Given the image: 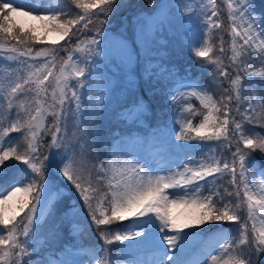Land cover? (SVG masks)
I'll return each instance as SVG.
<instances>
[{"label": "snow or ice", "instance_id": "1", "mask_svg": "<svg viewBox=\"0 0 264 264\" xmlns=\"http://www.w3.org/2000/svg\"><path fill=\"white\" fill-rule=\"evenodd\" d=\"M121 3L65 0L59 6L53 0L39 4L0 0V65L7 64V72L0 71L7 81L0 82L4 109L0 178L9 179L0 183V264H66L42 250L59 239L64 222L69 223L70 235L84 233L86 225L75 221L78 215L87 217L103 242L81 249L89 264L122 260L128 264H260L264 260V167L254 154L264 161V134L255 130L264 128V0H148L157 20L147 31L140 27L135 48L124 42L118 50L129 65L139 64L140 44L148 57L142 72L145 87L141 90L138 81H128L148 99L135 95L122 108V119L132 113L146 115L158 91L175 106L177 83L188 90L179 94L184 106L176 113L179 131L173 129V141L198 143H173V147L197 150L200 158L185 154L174 171L172 165L160 168L147 159L143 163L136 156L128 159L132 154H120L96 126L103 105L89 95L101 86L96 81L100 62L95 57L101 51L111 55L97 37L105 36L103 26ZM224 6L231 40L227 65L223 35L215 33L218 51L213 43ZM174 17L197 24L201 35L189 47L199 58L201 71L214 66L210 80L217 98L199 79L191 78L190 70L178 81L175 67L150 58L149 40ZM37 44L51 46L36 48ZM256 77L261 78L260 93ZM191 98L199 100L205 111L188 103ZM197 115L203 118L194 126ZM11 133L20 136L13 139ZM249 170L261 178L260 192L254 190ZM57 206L64 210L49 237L42 239L40 230L49 216H55ZM114 223L122 228L113 229ZM206 224L218 226L212 251L202 262H189L185 251L200 240ZM224 225H237L238 235ZM117 243L124 255L113 260L110 246ZM137 244L150 247L156 255L150 260H129L127 249Z\"/></svg>", "mask_w": 264, "mask_h": 264}, {"label": "rangeland", "instance_id": "2", "mask_svg": "<svg viewBox=\"0 0 264 264\" xmlns=\"http://www.w3.org/2000/svg\"><path fill=\"white\" fill-rule=\"evenodd\" d=\"M18 2H26V0H18ZM40 3V0H37V4ZM53 3L59 6H63L65 0H53ZM160 3V2H158ZM74 7V6H73ZM79 11V10H77ZM157 16L154 14V8L151 9L146 14H138L135 18L136 26L134 29L136 42L139 29L141 26H144L147 31L148 28L153 24L154 21L157 20ZM33 23V22H29ZM173 26H176V30L180 33V38L187 44H192L201 33L198 30V26L194 21L184 22L179 18H172V23L170 25H165L163 30L158 32L154 39L149 40V47H151L152 52L150 53V58L153 61L160 60L162 63L166 64L163 61V56L165 55V47L164 44L166 42L165 31L168 34H171ZM106 37V38H105ZM101 40V44L108 46L111 49V55H105L103 51L101 54L95 59L99 61V73L100 75L96 77V81L101 85L99 88H94L93 92L89 95H92L93 102L95 99H101L102 101V113L101 116L96 121V126L101 128L104 132L105 140L114 145L119 151L120 154L123 153H131L127 158L132 159L133 156L141 158V163L147 159L150 162H153V166L164 168L167 165H172V170H175V164L179 163L185 156V154L190 155L194 159H199V152L192 148L186 149H175L173 147V143H190L195 145L198 143L197 140L190 141H173V129L179 131V125H170L162 124V125H153L151 118V109H149L148 113L143 116H139L136 113H132L128 115L127 119H122L120 116L122 108L126 105V103H130L134 98L135 93V84L129 86L128 81H138L141 90L145 87L144 79L142 76L143 66L146 63L147 56L143 52L145 48L144 44H140V48L137 51H141V59L138 65H129L126 61H122L121 56L117 54L118 50L121 49L122 44L127 42L130 48H135L136 45H132L129 40L124 38L123 36L115 33H109L104 37H97ZM55 39V37H53ZM62 42V41H60ZM59 42V43H60ZM157 53H163V55H157ZM231 55L230 52H227L228 56ZM91 63V61H90ZM168 67H175L179 76L177 80L179 81V77H184L187 73L184 69H181V65L177 64H166ZM93 69H96V65H92ZM259 67V65H256ZM0 71L6 73L7 72V64L0 65ZM191 76V74H190ZM192 79H199V82L202 85L207 86V90L212 93L214 98L217 96L214 95L212 88L201 80L200 75L191 76ZM257 88L256 91L258 93L262 92L261 87V78H254ZM0 82L7 83L4 79L3 75H0ZM161 86L157 85L159 89ZM188 91L187 89L179 88V83L176 85V89L174 90V94L178 97L179 108L184 106V102L181 98H179V94L182 92ZM143 91L137 93L142 95ZM136 94V95H137ZM158 96L163 97V101L168 104H173L171 98H166L163 91L157 92ZM147 96V95H146ZM147 100V98L145 97ZM195 98H191L188 103L192 104V101ZM197 100V99H196ZM199 101V100H197ZM259 112L260 109L258 108ZM4 109L3 106H0V115H3ZM203 117H201L200 121ZM116 120H123L124 123L132 124V130L128 134H121L118 127L114 126ZM193 124L194 126L198 125ZM252 127V126H249ZM256 131L264 134V128L256 127ZM20 133H11V138H19ZM258 157H255L258 162H260V166L264 167V161L260 160V154L258 153ZM164 174V173H159ZM250 178L254 177V190L256 192H260L261 189V178L256 176V174L249 170L248 173ZM175 190H169L172 192ZM66 196L71 195L70 193H65ZM63 206H57L55 216H49L47 221L44 223L43 228L40 230V237L42 239L49 237V231L53 225L59 220L60 213L63 211ZM75 221L85 224L86 231L82 233L80 236H74L69 234V223L64 222L63 227L61 228V234L58 240L51 241L50 243H46L42 252H46L50 255V257L54 260L62 259L66 262V264H72V262H79V264H89L88 256L84 254L81 250L82 248L86 249L89 245L96 246L101 245L103 242L99 239L98 234L92 230L88 219L86 216H77L75 217ZM129 221H124L123 224L127 225ZM257 227H261L260 220L256 221ZM113 229L122 228V225L119 223H114L111 225ZM217 225H204L202 237L198 242H194L190 244L189 248L186 249L184 254V259L189 262L200 261L202 262L205 255L212 251L213 245L215 243V238L217 236ZM226 229H230L233 235H238L236 232V228L234 225H224ZM72 237L69 242L62 241L63 236L67 235ZM99 240V243L97 241ZM62 241V242H61ZM132 242H124V244H130ZM121 245L119 243L110 246V255L113 260H116L117 257L124 255V253L120 252ZM128 259L132 260H150L152 259L156 253L150 247L144 245H134L127 249ZM213 254H216L213 252ZM210 259V257H208ZM223 258H227L226 256ZM119 264H128V260H122Z\"/></svg>", "mask_w": 264, "mask_h": 264}, {"label": "trees", "instance_id": "3", "mask_svg": "<svg viewBox=\"0 0 264 264\" xmlns=\"http://www.w3.org/2000/svg\"><path fill=\"white\" fill-rule=\"evenodd\" d=\"M115 14H112V18H114ZM218 45V44H217ZM180 50L182 51V59L186 60L188 63H195L196 65L198 64V59L193 55V51L189 48H187L186 46H180Z\"/></svg>", "mask_w": 264, "mask_h": 264}]
</instances>
